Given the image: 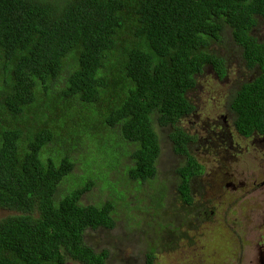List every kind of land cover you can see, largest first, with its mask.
<instances>
[{
	"label": "trees",
	"instance_id": "obj_1",
	"mask_svg": "<svg viewBox=\"0 0 264 264\" xmlns=\"http://www.w3.org/2000/svg\"><path fill=\"white\" fill-rule=\"evenodd\" d=\"M257 17L264 18V0H0V210L14 213L0 219V264H106L108 253L84 237L114 227V203L79 201L93 180L56 199L74 163L50 146L66 145L62 132L75 135L74 128L113 131L103 142L120 139L129 158L122 215L130 218L142 210L131 192L157 173L158 128H179L193 112L187 93L204 67L224 71L207 47L230 40L246 61L255 52L264 57L252 35L260 33ZM254 85L234 100L240 119L253 107L248 90L261 91ZM71 101L89 116L72 121ZM154 258L146 254V264Z\"/></svg>",
	"mask_w": 264,
	"mask_h": 264
},
{
	"label": "flooded vegetation",
	"instance_id": "obj_2",
	"mask_svg": "<svg viewBox=\"0 0 264 264\" xmlns=\"http://www.w3.org/2000/svg\"><path fill=\"white\" fill-rule=\"evenodd\" d=\"M257 23L260 33L252 30V35L264 56V18L257 17ZM221 45L206 50L222 59V74L211 65L204 67L187 93L193 112L177 123L180 129L170 124L158 128L163 136L157 173L148 183L157 181L155 190L162 191L163 198L149 216V236L138 237L143 251L122 245V264H146V254L154 255L153 264H161L163 256L187 258L189 264H264V57L255 52L246 61L238 52L243 70L237 69L236 76L231 61L235 54H225ZM258 55L260 63L255 61ZM205 71L216 99L204 110L198 108L203 94L197 90V78ZM257 82L261 91L248 90L253 107L240 119L234 100L246 85ZM164 148L169 153L162 168H167L168 178L158 173ZM122 242L136 244L130 238Z\"/></svg>",
	"mask_w": 264,
	"mask_h": 264
},
{
	"label": "rangeland",
	"instance_id": "obj_3",
	"mask_svg": "<svg viewBox=\"0 0 264 264\" xmlns=\"http://www.w3.org/2000/svg\"><path fill=\"white\" fill-rule=\"evenodd\" d=\"M225 43L226 41L223 42V45L219 46V48H222L224 53L229 56L235 54V58L231 61L234 63L233 72L237 76L238 71L241 72L243 70L242 63L237 58L238 52H241L240 48H234L232 42H228L226 45ZM116 63L117 59L114 61L113 65ZM237 69L238 71H236ZM69 73L70 70L68 68H65L62 73H60L57 80L54 82H59L58 88H62L65 85V82L63 85V81L67 78ZM197 79V90L201 91L203 94L199 99L201 105H199L198 108L205 110V108L208 109L210 105H215V88L206 71L204 75ZM70 103L72 121L78 120L76 122H79L89 116L88 109L84 105L77 101H71ZM100 125V123H97V126ZM154 126L156 128V124H154ZM74 129L76 130L75 135L71 134L68 130L62 132V138L66 141V145L58 139L54 146H50L52 149L61 150L63 148L62 151L66 153L74 163L72 173L66 176L59 184V192L56 195V199H59L61 193H65V190L70 191L63 196L69 194L74 188L76 189L83 186L86 181L93 180V188L89 193L82 195L79 201L84 205H89L99 201L111 200L115 207L113 215L115 225L110 230L103 228L87 230L85 232L84 241L95 251H106L108 253L106 264H122V245L129 251L132 250V247H134L136 251L142 249L138 237L149 236L146 225L151 222L149 216L152 215L153 206L161 203L163 192L155 190L158 185L157 181L154 183L145 181L143 184L137 185L140 190H134L130 195L136 199V205L142 208V210H133L132 214L129 213L131 216L130 218H128L126 214L122 215V186L125 185V182L122 183V173L127 172L125 166L129 163L128 157H122V141L119 139L118 142L115 136V141L117 142L105 144L108 143V141L104 143L103 140L107 138L108 135L110 139H114L113 137L115 134L109 129L101 128L99 132L95 133V131H93L91 135L82 133L76 128ZM158 132V137L161 138L163 133L160 135V130ZM165 133L164 131V134ZM45 149L46 148H44V151ZM44 151H41L40 159L46 158ZM168 153L166 148L161 152V168L158 169V173L163 178H168L170 174L167 168L165 170L162 168V163L167 159ZM113 186L116 188V193L121 194L120 196L115 193L113 195L111 194L109 189ZM123 190H125V186ZM166 199L170 202L169 194ZM167 209L168 208H166V210ZM13 214L12 212L0 210V219ZM164 218H166V216H164ZM124 238L134 239L136 244L132 246V242H122ZM158 261H160L161 264H184V262L185 264H189L190 260L188 261L187 258L183 259V257L182 259H178L176 257L166 258V256H163V258H159ZM70 264L74 263L70 262Z\"/></svg>",
	"mask_w": 264,
	"mask_h": 264
}]
</instances>
